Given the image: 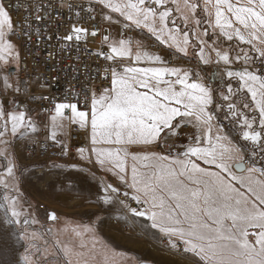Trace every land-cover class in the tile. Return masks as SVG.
<instances>
[{"label":"snow or ice","instance_id":"6c2138e0","mask_svg":"<svg viewBox=\"0 0 264 264\" xmlns=\"http://www.w3.org/2000/svg\"><path fill=\"white\" fill-rule=\"evenodd\" d=\"M101 32L99 51L84 48L104 61L99 87L33 91L46 85L24 78L25 50L55 39L49 57L78 63L73 52ZM74 128L88 138L76 153L80 171L96 170L99 211L132 227L146 218L179 264H264V0H0V231L22 249L15 264H138L95 228L69 245L37 227L15 149L51 142L70 156Z\"/></svg>","mask_w":264,"mask_h":264},{"label":"rangeland","instance_id":"374dc122","mask_svg":"<svg viewBox=\"0 0 264 264\" xmlns=\"http://www.w3.org/2000/svg\"><path fill=\"white\" fill-rule=\"evenodd\" d=\"M117 29V27L115 26ZM116 35V34H115ZM145 33H139V37ZM145 43L153 47L155 41L151 38L145 39ZM191 56V52H190ZM196 63L194 59H191ZM205 67V66H204ZM206 73L210 77L213 72L211 66ZM214 74V73H213ZM212 76V75H211ZM215 86L223 85L224 81L219 80L214 74ZM212 80V78L210 77ZM213 82V80H212ZM214 85V83H213ZM223 123L228 124L227 121ZM231 128V125H228ZM236 135V132H233ZM23 139V138H22ZM27 147L19 145L18 151L26 159L20 163L24 166L22 177V191L32 205L34 215L40 221L43 230L52 229L46 239L50 244L57 242L79 243L76 232L83 228L92 227L96 230V239L102 240L118 252L126 253L129 259L137 261L138 264H179L180 257L162 251L163 245L157 239L155 230L150 228V221L146 218H137L135 227L126 225L118 221L115 214L99 211L97 204V179L93 178L92 172L95 169L86 167L84 171L79 169L85 167L86 160L82 161L76 155L75 162L53 168L52 173H47L48 179L43 185V180L37 178L35 174L36 164L30 162L27 156ZM155 151H163L155 148ZM2 163V161H0ZM75 164L73 169L71 165ZM103 173L97 172V177H103ZM45 209L41 210L40 206ZM55 212L58 219L51 221L48 214ZM102 221L97 222V221ZM10 229L0 231V264H15L19 259V252L22 251L14 238L10 235ZM40 240L39 243H43Z\"/></svg>","mask_w":264,"mask_h":264},{"label":"built area","instance_id":"2783aa9c","mask_svg":"<svg viewBox=\"0 0 264 264\" xmlns=\"http://www.w3.org/2000/svg\"><path fill=\"white\" fill-rule=\"evenodd\" d=\"M98 19H102L98 17ZM103 26L107 27V23L103 22ZM115 26L109 28L111 35L117 33ZM103 33L101 32L96 38L95 42H89L87 45L81 44L79 53L73 52V58L75 59L79 56V62L74 63L73 60H68L66 57L64 59L53 60L47 54L48 51H51L52 47L56 45L57 41L53 39L50 43L47 40H44L40 46L39 51L30 52L25 50L24 60L27 64V70L23 73L24 78L31 79L32 83L35 85L37 80L40 83L45 84V88L35 85L33 91L37 95L43 92L45 95L54 96L57 99L68 96L70 92H82L84 88L89 86L99 87L100 80L96 77L97 65L104 63L101 59H97L94 56H89L84 53V48L99 51L101 48ZM137 34L135 31L129 33V39H137ZM152 50H155L157 53L161 54L164 58L176 62L177 58L174 55H170L169 51L166 48H163L158 43L155 42ZM53 55H56L53 52ZM35 56V59L33 58ZM180 63H186L195 65L191 59L181 60ZM203 69V74H206L207 68L201 65ZM78 69V72L76 71ZM208 76V75H207ZM91 77V79H89ZM210 83L213 84L210 79ZM79 86V87H78ZM71 98V97H69ZM21 99H24L21 97ZM28 101L25 100V103ZM33 107L36 106V101H32ZM72 145L70 156H65L61 154V151L58 146L52 145L51 142L47 146L40 145L33 148L31 145L27 146V156L31 163L36 164L35 174L40 180H44L43 185L46 179H48L47 173H52L53 168L57 166H63L66 164H72L76 159V148L80 146H86L88 144V138L84 134L83 130L74 128L72 130L71 141ZM41 210L45 209L44 205L40 206Z\"/></svg>","mask_w":264,"mask_h":264},{"label":"trees","instance_id":"16d2710c","mask_svg":"<svg viewBox=\"0 0 264 264\" xmlns=\"http://www.w3.org/2000/svg\"><path fill=\"white\" fill-rule=\"evenodd\" d=\"M212 75V76H211ZM210 75V77L212 78V80H213V83H214V86H215V84H216V81H214V74H213V72H212V74Z\"/></svg>","mask_w":264,"mask_h":264}]
</instances>
